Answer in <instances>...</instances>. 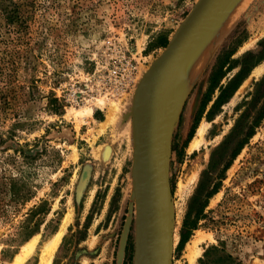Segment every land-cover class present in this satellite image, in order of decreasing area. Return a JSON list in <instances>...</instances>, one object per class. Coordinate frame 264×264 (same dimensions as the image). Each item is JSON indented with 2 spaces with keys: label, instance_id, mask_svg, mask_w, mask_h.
Returning a JSON list of instances; mask_svg holds the SVG:
<instances>
[{
  "label": "rangeland",
  "instance_id": "obj_1",
  "mask_svg": "<svg viewBox=\"0 0 264 264\" xmlns=\"http://www.w3.org/2000/svg\"><path fill=\"white\" fill-rule=\"evenodd\" d=\"M227 1L193 57L208 48L205 62L164 128L171 264H189L187 246L196 241L193 264H212L213 257L216 264H264V117L232 156L264 102V0ZM196 2L0 0V264H12L31 241L23 264H39L64 218L50 264H138L142 192L133 126L141 115L147 122L139 73L158 60ZM233 45L231 59L252 53L253 66L225 103L208 115L209 103L196 119L208 73ZM128 60L137 66L135 82L125 94L105 98ZM177 75L164 87L162 112L182 86L173 85ZM112 104L118 114L108 116ZM201 126L202 141L191 149ZM213 187L197 229L178 248L184 220L194 218L190 209ZM211 247L222 252L205 256Z\"/></svg>",
  "mask_w": 264,
  "mask_h": 264
},
{
  "label": "water",
  "instance_id": "obj_2",
  "mask_svg": "<svg viewBox=\"0 0 264 264\" xmlns=\"http://www.w3.org/2000/svg\"><path fill=\"white\" fill-rule=\"evenodd\" d=\"M227 2V0H198L166 49L157 58L158 62L149 71L146 80L141 83L145 86L147 104L145 144L141 151L137 149L135 128L132 126L135 163L141 170L142 193L139 196L142 198L141 219L153 215L152 218L156 223L155 249L158 256H155L152 264H171L172 257V227L169 215L171 189L167 165L169 152L164 134L167 125L162 124L165 122L163 118L166 113L162 112L164 87L166 83L168 84V79L187 60L191 48L202 38L206 29L213 26ZM137 252L138 264H145L143 253L138 251V246Z\"/></svg>",
  "mask_w": 264,
  "mask_h": 264
},
{
  "label": "bare ground",
  "instance_id": "obj_3",
  "mask_svg": "<svg viewBox=\"0 0 264 264\" xmlns=\"http://www.w3.org/2000/svg\"><path fill=\"white\" fill-rule=\"evenodd\" d=\"M200 42H201V39L193 46L194 48L193 47L191 48V50H190V52H189V54L187 56V60L184 61L181 64V67H179L175 71V73L170 77V79H168V81L173 79L174 76L177 75V73L183 68L184 64L188 61V59L191 57V55L193 56V54L196 53V51L200 47V45H199ZM207 55H208V48H205V49L202 50L200 55H198L195 58H193L184 67V69H182V71H180L178 73L177 77H175L176 79L173 81V85L177 86V84H178V86L179 85L181 86V84H182V86L179 87L180 89H179L178 93L176 94V96L173 95V96H175L174 99L171 98L172 100H171V102H170V104H169V106L167 108L166 113H165V119L163 118L165 120V122L162 123L163 125L170 124L169 122H170L171 118L174 115V112H175V109H176V105H178V103H179V101H180V99L182 97V92L184 91L187 82L189 81V79L193 75H195L198 72L199 68L203 66ZM157 62H158V60L149 69H147L148 70L147 72L145 70H141L140 71V73H139L140 75H139V79H138V85L141 86L142 81L144 82L146 80L149 71L155 66V64ZM263 67L259 66L256 69H254V74L259 75L261 73ZM96 105H99L101 107L102 106L103 107L106 106L105 100H98V104L96 103ZM88 109L89 110L87 112L90 114L91 113V107H89ZM106 109H108V112H109L108 116L109 115L112 116V115L118 114L117 113L118 112V107L116 106V104L109 105ZM137 111H138V109H137ZM84 112H86V111H84ZM76 114H77V112H76ZM108 119H109V117H107V120ZM135 127H136L135 134H136L137 149L139 151H141L143 146H144V144H145V141H144L145 140V134H146L145 131H146V128H147L146 118L143 115L138 117V119L136 120ZM204 131H205L204 126H201V127H199V129H197V135H196L197 138L194 139L193 142L191 143V149L196 148L197 146H199V144L202 141V137H203ZM104 156H106V155L104 154ZM137 170H139V169L138 168L134 169V171H137ZM194 180H195V178H191L189 183H188V185L193 183ZM186 188H189V186L186 187ZM186 188H185V190H186ZM137 211H138V217H137V223H136L137 224V226H136L137 227V232H136L137 238H136V240H138V245H137L138 246V251L139 250L142 251L143 256H144V261H145L144 263L145 264H152L153 263V259L155 258V256H158L157 249H155L156 223L154 222V219L152 218L153 215H150V216L146 217V219H144V220L141 219L142 200H141V206H140L139 200H137ZM66 224H67V220H66V218H64L59 232L54 236V238L42 250V253L40 255L39 264H50L52 255H53L54 250L56 249V247L58 245V242H59L61 234H62V230L65 228ZM196 242H192L191 245L187 246L186 258H187L189 264H193V261H194L196 255H197V252L195 251ZM33 245H34V241L26 243L25 246L23 247L22 252H20L13 259L12 264H23L26 261V259L30 256V254H31V252L33 250ZM172 247H173V233H172L171 249H172Z\"/></svg>",
  "mask_w": 264,
  "mask_h": 264
},
{
  "label": "trees",
  "instance_id": "obj_4",
  "mask_svg": "<svg viewBox=\"0 0 264 264\" xmlns=\"http://www.w3.org/2000/svg\"><path fill=\"white\" fill-rule=\"evenodd\" d=\"M240 42V41H239ZM238 43V42H237ZM235 45L231 48H224L219 55H217L207 77V89L202 95L200 100L199 108L197 111V118L198 119L206 110L209 103L212 102V105L208 111V115L212 114V112L223 103H225L236 91L240 82L247 76L250 68L253 66L251 65V60L254 58V54L247 53L241 60H233L231 57L235 53ZM256 64V63H255ZM240 66L239 71L225 84H221V81L226 76L228 72L232 69ZM215 91H218V95L214 97ZM264 117V102L261 105L256 117L253 119L251 126L248 127L246 130L244 137L238 141L237 147L232 154V156H236L238 153L237 150H240L244 143H246L247 139L252 136L254 128L260 123L262 118ZM228 167L225 166L226 169ZM216 192L215 187L211 190H208L203 196L202 201L199 198L198 201L199 205L194 210V208L190 209V211L194 212V218L190 219L187 217L184 220L183 227L180 234V240L178 243V248L185 245V243L189 240L190 234L193 230H196L197 221L202 217L203 208L206 206L207 199L210 198ZM196 200V198H195ZM197 201V202H198ZM196 202V203H197ZM221 250H218L216 247H211L208 251H206L205 256L209 254L217 255L221 253ZM229 259V257H226ZM225 259V258H223ZM217 260L215 257L211 259L212 264H216ZM202 264V262H201ZM204 264V263H203Z\"/></svg>",
  "mask_w": 264,
  "mask_h": 264
},
{
  "label": "built area",
  "instance_id": "obj_5",
  "mask_svg": "<svg viewBox=\"0 0 264 264\" xmlns=\"http://www.w3.org/2000/svg\"><path fill=\"white\" fill-rule=\"evenodd\" d=\"M124 73L120 76L121 81L118 82V85L115 86L113 89L105 90V98H115L125 94L130 86H132L133 82H135L137 66L136 63L132 60H128L125 62L123 66ZM85 98L77 99V103L86 101Z\"/></svg>",
  "mask_w": 264,
  "mask_h": 264
},
{
  "label": "crops",
  "instance_id": "obj_6",
  "mask_svg": "<svg viewBox=\"0 0 264 264\" xmlns=\"http://www.w3.org/2000/svg\"><path fill=\"white\" fill-rule=\"evenodd\" d=\"M203 46H204V45H203ZM203 46H202V47H203ZM200 49H201V48H200ZM199 51H200V50L196 51V53H194L193 56L191 55L190 58H193L195 55H197Z\"/></svg>",
  "mask_w": 264,
  "mask_h": 264
}]
</instances>
